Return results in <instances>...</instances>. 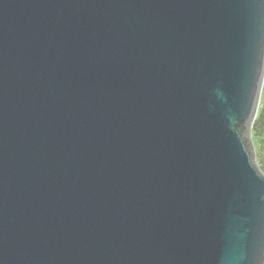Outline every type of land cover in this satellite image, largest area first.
I'll return each mask as SVG.
<instances>
[{
    "label": "water",
    "instance_id": "1",
    "mask_svg": "<svg viewBox=\"0 0 264 264\" xmlns=\"http://www.w3.org/2000/svg\"><path fill=\"white\" fill-rule=\"evenodd\" d=\"M263 82L264 0H0V264H264Z\"/></svg>",
    "mask_w": 264,
    "mask_h": 264
},
{
    "label": "rangeland",
    "instance_id": "2",
    "mask_svg": "<svg viewBox=\"0 0 264 264\" xmlns=\"http://www.w3.org/2000/svg\"><path fill=\"white\" fill-rule=\"evenodd\" d=\"M251 140L258 168L264 173V82L257 114L252 122Z\"/></svg>",
    "mask_w": 264,
    "mask_h": 264
}]
</instances>
